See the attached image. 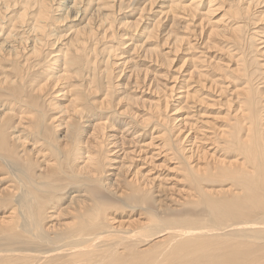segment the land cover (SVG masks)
<instances>
[{"label": "bare ground", "instance_id": "1", "mask_svg": "<svg viewBox=\"0 0 264 264\" xmlns=\"http://www.w3.org/2000/svg\"><path fill=\"white\" fill-rule=\"evenodd\" d=\"M30 1L18 14L19 26L0 29V62L14 64L7 70L0 65V215L7 214L0 216V264H264V63L245 49L252 35L264 36L262 28L246 36L250 7L264 6V0L245 1L248 6L230 21H214L209 0L199 30L190 29V37L182 39L173 30L178 10L196 16L202 0L183 6L164 0L167 7L160 6L157 20L146 24L136 42L143 13L158 1L148 0L135 20L126 16L118 22L115 44H128L126 53L116 55V46L107 45L103 70L96 66L95 44L115 38L109 10L116 0H59L56 19L49 0H34L29 10ZM15 6L0 0V11L10 16ZM168 20V28L162 27ZM64 21L77 24L54 35L52 27ZM206 26L207 39L224 36L231 44L226 62L211 57L209 64L203 52L197 57ZM161 35L158 44L150 43ZM183 40L186 51L195 53L191 63L185 60L192 66L183 85L190 81L195 87L193 93L180 88L185 93L175 99L178 77L171 75L168 87L165 72L142 73L134 55L142 52L144 61L156 55L155 63L170 67L167 56L177 53ZM47 44L59 47L43 55ZM254 49L264 53V46ZM110 57H123L122 66L134 63L121 86L113 84ZM205 76L212 77L208 88L218 95L212 99L217 124L204 119ZM67 80L72 100L62 97L58 104L45 90ZM140 85L153 91L145 93L150 98L131 95L130 88ZM182 110L185 135L172 117ZM117 123L120 138L106 132ZM146 133L150 141L143 139Z\"/></svg>", "mask_w": 264, "mask_h": 264}, {"label": "rangeland", "instance_id": "2", "mask_svg": "<svg viewBox=\"0 0 264 264\" xmlns=\"http://www.w3.org/2000/svg\"><path fill=\"white\" fill-rule=\"evenodd\" d=\"M3 1H6L7 3H9L10 5L12 4L13 5V7H14V5H16L15 6V8H12V10H13V13H12V18H11V16L9 15L11 12L10 11H4V10H2V11H0V29L1 28H3V29H5V30H8V28H5L6 26H9V29H10V27L12 26V24L14 23V25H16V26H19V19L17 18L18 17V14L20 15V13L22 14L23 13V10L26 8V5H27V3H28V1H30V0H3ZM55 0H49V3L51 4V6H53V7H51V9L52 10H55L54 11V13H53V15H54V17H53V15H52V18H54V19H56L58 16H56V14H58V13H60V12H57V10H56V7L58 6V4H59V0H56L55 2H54ZM120 1V0H119ZM140 1V2H139ZM141 1H142V3H141ZM145 1V2H144ZM147 1L148 0H137L135 3H133L131 0H122L121 2H118V0H116V2H115V4L114 3H112V6L113 5H115L114 7H112V8H110V10L109 11H111L112 13H113V17H112V20H111V22H113L114 23V26H113V28H112V32H111V34L112 33H116L117 32V29H116V27L118 28V22L119 21H121V19L122 18H124V17H128L129 18V20H135L136 19V17H138L139 15H140V9H141V7H143L144 6V4L145 3H147ZM192 0H180V2L182 3V6L185 4V5H188L190 2H191ZM214 2L212 3V10L214 11V13H213V20L214 21H216V20H218V19H224V20H229L230 21V19L232 18H234V20L235 19H237L238 18V16H237V14H236V12L235 11H238V10H240V7L242 8V9H244V8H246L247 6H248V4H246V2L245 1H247V3L249 2V0H213ZM242 1V2H241ZM23 2V3H22ZM125 2V3H124ZM139 2V3H138ZM163 2H166V1H162V0H158L157 1V3H156V5L154 6V7H152V11L150 10V12L149 11H145L143 14H144V20H143V22H142V26H139L140 28H139V32H137V34H135L136 36L133 38L136 42H137V40H140V37L139 36H137L138 34H140L141 36H143L142 35V29H145V27H146V24H150L151 25V23L153 22L152 20H157V18L158 17H156V15L159 13V11L161 10L160 9V6L161 5H163L164 7L163 8H165V7H167V4H163ZM30 9L29 10H31V6H33V4L35 3L34 2V0H31L30 1ZM127 3V4H126ZM141 3V4H140ZM133 4H135V5H133ZM159 4V5H158ZM128 5V6H127ZM133 5V6H132ZM208 5H209V0H202V2H201V9H200V12H199V14H197L196 16H194L191 12H189V13H185L184 11H181V10H178V14H177V17H178V21L175 23L176 25H174L173 27V30L176 32V35H178V36H180V38L182 39L183 37H190L189 36V33H190V31L192 30V31H198L199 29V23H200V21H201V19H200V17H201V12H203V11H207L206 9H207V7H208ZM60 6V5H59ZM120 6V7H119ZM219 6V7H218ZM243 6H245V7H243ZM134 7H135V9H134ZM61 8H63V7H61ZM139 8V9H138ZM217 8V9H216ZM236 8V9H235ZM15 9V10H14ZM118 9H119V12H118ZM219 9V10H218ZM253 11H252V10ZM51 10V11H52ZM21 11V12H20ZM158 11V12H157ZM229 11V12H228ZM231 11V12H230ZM262 11V12H261ZM57 12V13H56ZM31 13H33V12H29V14L31 15ZM56 13V14H55ZM28 14V16H26V21L24 22V23H26V22H28V19H29V17H30V15ZM223 14V15H222ZM13 15L15 16V18L13 17ZM130 17H129V16ZM258 17H257V16ZM262 15H264V6H263V4H261V5H255L254 7H250V15H249V21H250V23H248L249 24V26H248V28L246 29V36L248 35L247 34V32L249 33V34H252L253 32H251V31H253L252 29H256V30H254L256 33H257V31H261L262 29H264V17L262 18V20L261 21H259V19L262 17ZM118 17V18H117ZM59 18V17H58ZM181 18V19H180ZM256 18V19H255ZM181 22H180V21ZM183 20V21H182ZM253 20V21H252ZM254 20H256V21H254ZM190 21V22H189ZM259 21V22H258ZM262 21H263V23H262ZM180 22V23H179ZM253 22H256V23H253ZM261 22V23H260ZM62 23H63V25H62ZM62 23H59V24H56L55 25V27H52V29L51 30H54V35H57V33H59L60 31H63V30H67V29H69V27L71 28V27H73L75 24H77L76 22H71V21H67V23H66V21H64V22H62ZM5 24V25H4ZM165 24V25H164ZM171 24V22H170V20H168V21H166V23L164 22L163 24H162V27H167L168 28V26ZM259 24H260V26H259ZM2 25V26H1ZM198 26V27H197ZM252 26H254V27H252ZM65 28V29H64ZM187 28H189V29H187ZM201 28V27H200ZM206 28V29H205ZM262 28V29H261ZM191 29V30H190ZM208 29V30H207ZM22 30V31H21ZM114 30V31H113ZM190 30V31H189ZM207 30V31H206ZM210 30V27H204V31H203V34H202V37H201V40H199V45H196V48H197V52H195L196 54H197V57H199L200 56V53H202L203 52V59L204 60H206V61H208V63H209V61H211V59L213 60V62H214V58H211V57H216V60L218 61V59L219 58H221V59H223V62H226V60L224 59V58H226V52L229 50V47L231 46V44H229V41L227 40V41H225L224 40V36L223 37H217V36H215L213 39H211V40H209V39H207V37H208V31ZM250 30V31H249ZM23 29H20V28H18L17 29V31L16 32H19V33H17L19 36H23V37H25L26 38V35L24 36V33H23ZM153 31H155V29L153 30ZM118 32H120V31H118ZM116 33L115 34V38L114 39H110V41L109 40H107V41H104L103 43H97V44H95V46H96V48H97V50H98V54H99V61H97V63H96V66L97 67H101L102 69H100V70H103L104 69V64H101L102 62H103V59H105L106 60V58H107V56L106 55H108L107 54V49H106V47H111V46H113V45H118V44H115V43H117V38L119 37V33ZM207 32V33H206ZM122 33V32H121ZM223 33V31L220 33V34H222ZM231 33V32H230ZM230 33H229V35H230ZM96 34H99V33H96ZM191 34V33H190ZM197 34H199V33H197ZM224 34V33H223ZM54 35H52V37H50L49 39L51 40V41H53L54 39H56L57 38V36H54ZM183 35V36H182ZM264 35V34H263ZM163 36H164V34H163ZM162 35L161 36H156V37H154L153 39H151L150 41V43L151 44H158V41L160 42V40H162L164 37H163ZM29 37V36H28ZM27 37V38H28ZM54 37V38H53ZM159 37V38H158ZM163 37V38H162ZM262 37H264V36H262V35H260V37L258 36V35H252V39H251V43H250V41H246V45H245V49H246V51L248 52V54L250 55V57H251V59H253L256 63L257 62H262V64L264 63V53H262V55H260V53H258V52H255V50H257V49H254V46H257L259 49L260 48H262V46H264V44H262V45H260L262 42H263V40H264V38H262ZM137 38V39H136ZM205 38H206V41H204L205 40ZM226 38V37H225ZM249 38V37H248ZM247 38V39H248ZM251 38V37H250ZM188 39V38H187ZM193 39H195V38H192L191 37V39L189 38V40H191V42L193 43V45L196 43V42H194L193 41ZM199 39V38H198ZM204 39V40H203ZM256 40V41H255ZM153 41V42H152ZM197 41V40H196ZM204 43L205 42V44L204 45H202L201 43L202 42ZM255 41V42H254ZM122 42H124V41H122ZM247 42H249L248 44H247ZM52 42H50L49 44H51ZM92 44H93V42H91ZM108 43V44H107ZM110 43V44H109ZM112 43H114V44H112ZM186 40H183V43L182 44H180V47H179V50L177 51V53H171V52H169V54H168V58H171V63L172 64H168L170 67H165L164 65L163 66H161L162 65V61H160L159 63L157 62V63H155L154 61V56L156 57V55H153V59L152 58H150V57H148L147 59L148 60H146V61H144V59H143V53L142 52H140V53H137V57L134 55V57H135V59H136V67H137V69H140L141 70V72L143 73L145 70H147V68H148V70H154V72L155 71H157V72H161V73H166L168 76V78H165L166 80H167V82H163L165 85H168V87H170V86H172L173 85V83H171V79H170V76L172 75H176L177 77H178V79L179 80H177V81H175V82H177V84H176V88L178 89V92H175V93H180L178 96H176L175 97V99L176 98H178V97H181V94L182 93H185V90L186 89H188V91H189V89H190V92H192L191 90H193L194 89V85H192L191 86V82L189 81L187 84H185V85H183V80L185 79V77L187 76V73H186V70L187 69H190V67L192 66V64H190L191 62V55H192V53L190 54V52H187L186 50H187V48H188V46L186 47ZM209 43V44H208ZM211 43V44H210ZM216 43V44H215ZM106 44V45H105ZM122 44V43H121ZM207 44V45H206ZM253 46H252V45ZM257 44V45H256ZM100 45V46H99ZM108 45V46H107ZM215 45V46H214ZM248 45V46H247ZM249 45H251L252 47H253V49L254 50H252V47H250ZM99 46V47H98ZM126 46H128V44H126L124 47H122L121 48V46L120 47H118L117 48V46H116V48L118 49V52H116L115 54L116 55H118V54H120V53H122V52H125L126 53ZM23 48H26V47H24V45L22 46ZM57 47H59V45H55V47H52V46H48V44L46 45V47L44 48V51H42V54L44 53L45 54V52H46V54L48 53L47 51H50V50H54V51H56L57 49ZM105 47V48H104ZM150 47V46H149ZM169 47V45L167 44L166 46H164V48L162 49V50H164L165 49V51H163L164 53L165 52H168V50H167V48ZM49 48V50H45V49H48ZM126 48V49H125ZM247 48H248V50H247ZM121 49V50H120ZM123 49V50H122ZM209 49V50H208ZM210 51V52H209ZM252 51L254 52L253 54H255L254 56H256L257 58H252L253 57V54H252ZM27 52V51H26ZM26 52H24V54L26 53ZM250 52H251V54H250ZM106 53V54H105ZM188 55H187V54ZM195 53H193V54H195ZM43 54V55H44ZM45 54V55H46ZM42 55V56H43ZM248 55V56H249ZM104 58H103V57ZM225 56V57H224ZM123 57L124 58H127L128 57V54H123ZM122 57V58H123ZM181 57V58H180ZM185 57V58H184ZM188 57V58H187ZM122 58H119V59H122ZM184 58V59H183ZM49 59V58H48ZM119 59H117V58H109L108 60V63H107V65H108V67H109V70H110V75H112V78H114V80H113V84H114V86L115 85H117L118 86V84H119V86H121V84L123 85V83L125 84L126 82H125V79H126V76H124L125 74H128V72H129V68L130 67H132L133 65H134V63H133V65H132V63H130V64H127L126 66H122V63H123V59L122 60H119ZM151 59V60H150ZM180 59V60H179ZM102 60V61H101ZM140 60H142V62L140 61ZM185 60H187V61H189V62H185ZM113 61H115L117 64H118V66L116 67L115 65H113L115 62H113ZM184 61V62H183ZM18 63L20 64L21 63V69H22V71H24V69L27 71L28 70V66L27 65H25V62H24V60L23 61H21V59H18ZM187 63V64H186ZM208 63H205V65L206 66H208ZM254 63V62H253ZM139 64V65H138ZM153 64V67L151 66ZM210 64V63H209ZM261 64V65H262ZM0 65H1V67L2 68H4V69H10L11 67H13L14 66V64L12 65L11 63H9V62H5V61H1L0 62ZM25 65V66H24ZM154 65H157L158 67H155ZM182 65V67H180ZM254 65V64H253ZM211 66V65H210ZM20 67V66H19ZM121 67V68H120ZM127 67V69H125ZM155 68V69H154ZM160 68V69H159ZM185 68V69H184ZM183 69V70H182ZM206 69H208V70H205V71H209L208 73H206V74H208V76H211L212 75V73H211V68H206ZM122 70H124L123 71V74H122ZM120 71H121V74H120ZM32 71H29V73L32 75L33 73H34V71L31 73ZM176 73V74H175ZM23 74L24 75H26V73L25 72H23ZM84 74H85V72L82 74L83 76H84ZM121 76H120V75ZM141 74V73H140ZM148 74L151 76V77H149V78H152V77H154V75H152V73H150L149 71H148ZM7 75H10V74H7ZM115 75V76H114ZM148 75V76H149ZM85 77V76H84ZM25 78H26V76H25ZM209 78V79H208ZM211 78L212 77H207L206 78V76H205V82H204V85H203V89L201 90V93H200V95L202 94L203 95V98H204V100H206V101H204V103H205V108H202L204 111H206L207 110V112H206V114H207V116L204 118V119H207V121L208 122H212V124H217L216 123V119L214 118V116L212 115V114H214V113H216V108H212L213 106H212V102H213V100L214 101H217L216 99L218 98L217 96V94H215V93H213L212 92V90H210L208 87L211 85V83H212V80H211ZM156 79H158V78H156ZM132 80V79H131ZM130 80V81H131ZM182 80V81H181ZM129 81V82H130ZM129 82H128V84H129ZM67 84V85H66ZM66 84H65V81H62V82H60V84H58V86L55 88V89H53V88H50L49 90H48V88L45 90V93H48V94H51L52 95V100L54 101V102H58V104H60L61 102H60V100H62V97H63V99H65V100H72V96H73V92H70V89H71V91H73L72 90V87H71V82H69L68 80L66 81ZM61 85H62V88H61ZM69 85V86H68ZM162 85V84H161ZM189 86L188 88L186 87V86ZM185 87V88H184ZM60 88V89H59ZM130 87H128L127 89H126V91H128V89H129ZM143 88V89H142ZM180 88H184L185 90H182V89H180ZM192 88V89H191ZM141 89V92H139V90ZM147 88L145 87V85H142V87H141V85H140V87H139V89L136 91L135 89H133L132 87L130 88V92H134V94L133 93H131V95H134V96H136V97H139V95L141 96L142 94H144V95H142V97H144V98H150V96L149 95H147V94H145V93H149V94H151V92H153V91H148V90H146ZM180 89V90H179ZM64 90V91H63ZM144 90H146L147 92H142V91H144ZM167 90H169V89H167ZM54 92V93H53ZM56 92H61V93H56ZM63 92V93H62ZM120 92H122L123 93V91H120ZM139 92V93H138ZM174 93V94H175ZM193 93V92H192ZM68 94V95H67ZM163 94H166L165 92L164 93H162V95ZM208 95V96H207ZM69 96V97H68ZM119 96V95H118ZM120 96H121V94H120ZM67 97H68V99H67ZM217 97V98H216ZM213 99V100H212ZM51 100V99H50ZM175 101H174V98L173 99H171L170 100V105L172 106V108L173 107H175L174 106V104H177V103H174ZM172 109H168V111H167V115L170 117V115L172 114V112H170ZM186 110H182L180 113H178L176 116H172V117H177V125H179V126H181L182 125V119H184V118H186ZM169 113V114H168ZM213 117V118H212ZM171 118V117H170ZM189 121H193V119H188ZM110 120H108V123L110 124V122H109ZM153 123H155V121H153V120H151V123H149L150 125H152ZM172 124H174V123H171V130H172V132H175L177 129H175L176 127H175V125H172ZM211 124V125H212ZM182 127V128H181ZM180 127V129H182V133H184V135L186 134V127L185 126H181ZM114 128V127H113ZM113 128L111 127V128H108V131H106V132H108L109 134H116L117 135V137L118 138H120V136H121V133H118V132H120L119 131V128H120V125L117 123V126L115 127V129L113 130ZM122 128V127H121ZM186 128V129H185ZM139 129H140V127H139ZM174 129V130H173ZM185 129V130H184ZM154 129L152 128V129H150V132H152ZM161 130V129H160ZM170 130V129H169ZM114 131V132H113ZM115 131H117V132H115ZM124 131V130H123ZM138 131V130H137ZM184 131V132H183ZM131 132H134V130L132 129V130H130L129 131V133H131ZM54 134H59L58 132H56V133H54ZM141 139V138H140ZM143 139L144 140H146V141H150V139L151 138H149L148 137V135H147V133L145 134V136H143ZM30 140H32V138L30 139ZM54 210H51V212L49 213V214H51V215H53L54 214V212H53ZM61 211V213L63 212V209H61L60 210ZM2 215H4V214H2ZM2 215H0V216H2ZM5 216V215H4ZM6 216H7V214H6ZM5 216V217H6ZM64 217V216H63ZM118 217V219L120 218V215L119 216H117ZM64 219V218H63ZM62 218H61V216H60V218H58V220L59 221H61V220H63ZM64 220H67V219H64ZM49 221H51V219L49 220ZM70 221V220H69Z\"/></svg>", "mask_w": 264, "mask_h": 264}]
</instances>
